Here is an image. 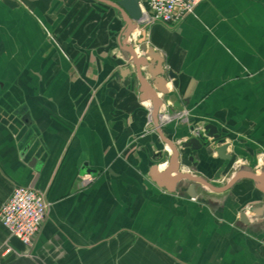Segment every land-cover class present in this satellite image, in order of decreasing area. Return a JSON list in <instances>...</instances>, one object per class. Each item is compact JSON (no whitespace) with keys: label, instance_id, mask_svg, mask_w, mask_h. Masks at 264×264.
<instances>
[{"label":"crops","instance_id":"1","mask_svg":"<svg viewBox=\"0 0 264 264\" xmlns=\"http://www.w3.org/2000/svg\"><path fill=\"white\" fill-rule=\"evenodd\" d=\"M125 17L104 0H0V203L15 186L49 203L30 247L0 223V264H264V0H201L128 36ZM136 41L162 62L135 65ZM159 109L187 121L159 126ZM206 123L230 160L212 140L179 148ZM167 142L210 186L151 175Z\"/></svg>","mask_w":264,"mask_h":264},{"label":"built area","instance_id":"2","mask_svg":"<svg viewBox=\"0 0 264 264\" xmlns=\"http://www.w3.org/2000/svg\"><path fill=\"white\" fill-rule=\"evenodd\" d=\"M201 0H139L141 17L139 23L148 25L154 22L174 25L194 11ZM186 111L170 113L165 109L157 111L159 125L167 122L187 121ZM151 111L147 114V125H151ZM83 182L91 181L87 174ZM49 203L39 190L29 186H15L9 197L0 203V223L9 236L18 239L23 245L30 247L47 212ZM6 252L10 248L5 249Z\"/></svg>","mask_w":264,"mask_h":264},{"label":"water","instance_id":"3","mask_svg":"<svg viewBox=\"0 0 264 264\" xmlns=\"http://www.w3.org/2000/svg\"><path fill=\"white\" fill-rule=\"evenodd\" d=\"M107 4L113 6L114 8H116L119 12L123 13L126 15L125 18L130 19L131 21H133L135 24L134 25H129L128 24V33H125L124 35H127L131 32V30L135 29L140 17H141V8L139 5V0H104ZM126 19V21H127ZM128 22V21H127ZM136 43L139 46V50L141 52H143L144 55H142L143 57L138 59V60H134L135 65H146V61H144L145 57H149V59L151 58H155L156 60H158L160 63L162 62V58H160L158 56V54L156 52L153 51V49L151 48H147L145 43L141 44V42L136 41ZM147 50V51H146ZM133 56V55H132ZM163 70H157L154 74H151V80L153 78V75H159L162 74ZM166 76L169 78H173V84L176 83L175 79H176V75L171 71H167ZM161 90L162 93H166L165 89H159ZM161 104V101H156L154 103V108L158 105ZM155 119V117H154ZM155 121V120H154ZM211 140L214 142V144H218V146H216L215 148V152L217 154V156L221 159L224 160H230L231 159V155L226 153V149H227V143H225V139L223 137H221V133L218 132L217 128L211 124V123H206L202 126L201 130H197L191 137H189L186 141H181L179 143V148H185V147H189L192 150L195 149H201V148H206L207 146H209V144H211ZM168 144V148L170 150V155L169 158L167 160V166L165 167V170L162 171L161 173H157L155 171L157 165L153 166L151 168V175L154 176V178H157V180H162L163 177L165 175H167V173H171V172H175V176L173 177V179L177 180L179 178H186L189 179L190 181H197L202 183L203 185H207L210 186V184L207 181H204L203 179H199L198 177H194L193 175H191L190 173H178V163H177V157L179 156V152L177 150V146L167 142ZM187 159L192 162L193 165H195V162L193 161V156L189 155L187 157ZM222 170V168L220 169ZM218 175H216L215 178H217ZM234 179L236 178V176L234 175L233 177ZM233 178H231L230 180L232 181ZM253 178V177H252ZM231 181L229 183H231ZM189 193L192 195L193 192L191 191L192 186H189ZM241 215V219L244 220V216L245 213L244 211H242L240 213Z\"/></svg>","mask_w":264,"mask_h":264},{"label":"rangeland","instance_id":"4","mask_svg":"<svg viewBox=\"0 0 264 264\" xmlns=\"http://www.w3.org/2000/svg\"><path fill=\"white\" fill-rule=\"evenodd\" d=\"M174 112V111H173ZM173 112H170V113H173ZM236 165V164H235ZM227 167V170H224L221 174H220V176L216 179L217 181H221V182H223V181H225V179L228 177V172H229V170H232V168H233V166H234V163L233 164H228V165H226Z\"/></svg>","mask_w":264,"mask_h":264}]
</instances>
